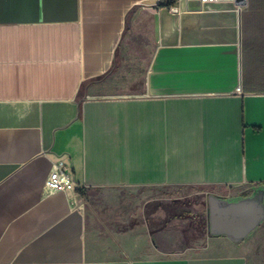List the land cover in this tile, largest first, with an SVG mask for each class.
I'll use <instances>...</instances> for the list:
<instances>
[{"label":"crops","instance_id":"0c3cea01","mask_svg":"<svg viewBox=\"0 0 264 264\" xmlns=\"http://www.w3.org/2000/svg\"><path fill=\"white\" fill-rule=\"evenodd\" d=\"M169 1L0 0V264H264V0ZM183 186L195 248L110 236L81 195Z\"/></svg>","mask_w":264,"mask_h":264},{"label":"rangeland","instance_id":"374dc122","mask_svg":"<svg viewBox=\"0 0 264 264\" xmlns=\"http://www.w3.org/2000/svg\"><path fill=\"white\" fill-rule=\"evenodd\" d=\"M81 195L89 211L105 219V232L113 237L120 233L133 238L146 235L150 245L157 235L174 233L176 239L166 243L195 248L204 244L209 232L206 191L198 187L83 190Z\"/></svg>","mask_w":264,"mask_h":264},{"label":"built area","instance_id":"2783aa9c","mask_svg":"<svg viewBox=\"0 0 264 264\" xmlns=\"http://www.w3.org/2000/svg\"><path fill=\"white\" fill-rule=\"evenodd\" d=\"M186 1L188 4V11L203 10L207 4H214L218 2H230L234 5V9L238 14L249 11V0H178V2ZM196 3V6L193 5ZM74 186V179L72 172L68 169L64 161L56 163L47 178L45 189L50 192L65 191Z\"/></svg>","mask_w":264,"mask_h":264},{"label":"trees","instance_id":"16d2710c","mask_svg":"<svg viewBox=\"0 0 264 264\" xmlns=\"http://www.w3.org/2000/svg\"><path fill=\"white\" fill-rule=\"evenodd\" d=\"M176 1H177V0H171V1H169V3H167V4H169V5H173V4L176 3Z\"/></svg>","mask_w":264,"mask_h":264},{"label":"bare ground","instance_id":"6f19581e","mask_svg":"<svg viewBox=\"0 0 264 264\" xmlns=\"http://www.w3.org/2000/svg\"><path fill=\"white\" fill-rule=\"evenodd\" d=\"M183 2H186V1H183ZM182 9H184V6L182 7Z\"/></svg>","mask_w":264,"mask_h":264}]
</instances>
